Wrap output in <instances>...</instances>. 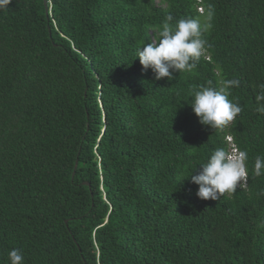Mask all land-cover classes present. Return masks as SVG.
<instances>
[{
  "label": "trees",
  "instance_id": "1",
  "mask_svg": "<svg viewBox=\"0 0 264 264\" xmlns=\"http://www.w3.org/2000/svg\"><path fill=\"white\" fill-rule=\"evenodd\" d=\"M209 5L197 67L171 81L143 71L136 51L164 17ZM225 79L239 81L229 99L242 112L214 132L188 93ZM261 85L264 0H12L0 11V264L14 248L24 264H264ZM227 138L248 153L247 183L200 200L177 176Z\"/></svg>",
  "mask_w": 264,
  "mask_h": 264
},
{
  "label": "clouds",
  "instance_id": "2",
  "mask_svg": "<svg viewBox=\"0 0 264 264\" xmlns=\"http://www.w3.org/2000/svg\"><path fill=\"white\" fill-rule=\"evenodd\" d=\"M12 0H0V11L7 10ZM202 15L176 20L169 12L158 29V35L149 34L151 43H144L136 51L143 71L149 69L155 80L171 81L175 73H188L205 57L208 41L205 35L213 28L214 9L211 5L200 9ZM175 22L173 23V21ZM239 86L238 80L225 79L218 88L204 86L190 90L188 103L201 125L214 132H223L242 112L238 102L229 99L231 89ZM264 89V85L260 86ZM257 111L264 114V91L256 95ZM248 153L244 150L217 147L205 160L198 161L194 171H181L178 183L190 180L198 185L196 196L200 200L217 201L225 194H233L244 187L249 175ZM191 164V162H190ZM199 171L193 175L194 172ZM256 177L264 176V156L257 155L252 169ZM9 264H24V255L19 249L8 253Z\"/></svg>",
  "mask_w": 264,
  "mask_h": 264
},
{
  "label": "built area",
  "instance_id": "3",
  "mask_svg": "<svg viewBox=\"0 0 264 264\" xmlns=\"http://www.w3.org/2000/svg\"><path fill=\"white\" fill-rule=\"evenodd\" d=\"M226 141L228 142L229 150H232L234 148L232 140L230 138H227Z\"/></svg>",
  "mask_w": 264,
  "mask_h": 264
},
{
  "label": "water",
  "instance_id": "4",
  "mask_svg": "<svg viewBox=\"0 0 264 264\" xmlns=\"http://www.w3.org/2000/svg\"><path fill=\"white\" fill-rule=\"evenodd\" d=\"M44 4H45V0H44ZM74 167H76V164H75V166Z\"/></svg>",
  "mask_w": 264,
  "mask_h": 264
},
{
  "label": "rangeland",
  "instance_id": "5",
  "mask_svg": "<svg viewBox=\"0 0 264 264\" xmlns=\"http://www.w3.org/2000/svg\"><path fill=\"white\" fill-rule=\"evenodd\" d=\"M199 13H201V12H199Z\"/></svg>",
  "mask_w": 264,
  "mask_h": 264
}]
</instances>
